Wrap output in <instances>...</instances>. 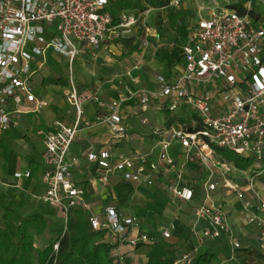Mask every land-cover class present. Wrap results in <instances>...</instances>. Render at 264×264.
I'll list each match as a JSON object with an SVG mask.
<instances>
[{
    "label": "built area",
    "instance_id": "obj_1",
    "mask_svg": "<svg viewBox=\"0 0 264 264\" xmlns=\"http://www.w3.org/2000/svg\"><path fill=\"white\" fill-rule=\"evenodd\" d=\"M179 4L171 0L169 7L177 8ZM110 5L111 0H0V140L17 127L21 106L30 105L29 113L49 106L35 94L33 78L47 63L49 53H55L69 63L65 98L75 111V121L69 124L57 120L51 130L37 132L45 147L42 164L47 184L40 200L62 210L64 228L71 211L88 208L85 190L76 182L74 172L79 160L70 157L71 147L79 132L105 124L112 135L110 144L86 154L102 184H108L112 175L121 174L125 180L152 187L162 171L177 170L176 183L166 190L174 202L190 204L197 200V194L191 186L182 184L185 166L178 168L171 154L173 146L181 147L186 160L194 155L203 165L217 169L204 182L194 211L196 223L204 222L200 231L195 226L192 229L198 246L182 254L175 264H190L209 241L240 249L227 202L219 196L222 190L242 201L247 192L254 193L253 203L244 201L243 211L247 223L257 228L264 250V198L252 182L246 187L236 182L234 175L241 170L214 161L216 149H221L251 158L264 168V0H247L235 8L221 7L216 1L212 6H201L197 16L187 20L182 47L184 66L177 76L173 80L158 76L159 91L138 86L106 102L90 89H78L72 65L82 54L80 45L99 48L106 41L120 43L135 37L140 28L148 37L155 10L125 12L114 24ZM130 78L132 83H139L137 78ZM133 101L143 110L156 104L157 110L165 109L172 115L189 111L200 127L174 122L157 129L156 160L139 153L115 155L113 146L127 132L124 106ZM89 102L97 105L93 121L84 119V106ZM14 176L30 178L31 172ZM89 223L92 231L104 232L106 242L113 246L128 243L137 247L151 240L140 231L137 216L126 215L115 205L108 206L101 217L91 216ZM171 235L170 230L162 229L163 239L169 240ZM54 250H58V244ZM117 260L124 264L123 257Z\"/></svg>",
    "mask_w": 264,
    "mask_h": 264
},
{
    "label": "crops",
    "instance_id": "obj_2",
    "mask_svg": "<svg viewBox=\"0 0 264 264\" xmlns=\"http://www.w3.org/2000/svg\"><path fill=\"white\" fill-rule=\"evenodd\" d=\"M178 1L180 2L179 7L171 9L187 11L193 17L197 16L201 6H212L214 1L221 7L229 8H235L247 2V0ZM159 14L165 16V21L168 20L166 8L153 10L151 19ZM141 31L142 35H140ZM151 35L153 37L148 38L143 29H138L135 37L141 43L139 51L136 52H129L124 48L125 46L120 49L118 46L121 45V42L117 41H106L99 48L84 44L80 46L82 56L86 51L90 53L93 49H100L99 54H96V59L88 57L94 62L102 59L104 62L103 72L106 73L100 76L92 71L86 75L83 65L84 56L83 59L78 56L76 60H80V76L78 79L73 76L78 89H90L106 102L116 100L126 89L138 86L159 91L158 76L162 75L173 80L183 69L184 37L181 45L176 46L175 51H172L168 47L171 45L167 46L166 43H161L157 34ZM145 41L147 42L146 47H144ZM52 54L55 53L50 52L48 59ZM108 54L112 55L108 56ZM59 60L57 58L60 63ZM130 77L137 78L139 83H132ZM61 78L62 80L59 82L58 79ZM68 78L45 76L38 84H33L35 94L47 101L49 106L37 113L28 112L32 108L30 105L21 106V112L16 116L17 127L0 140V206L3 209L1 219L4 209L10 207L20 217L41 213L53 227H56V224H64L65 215L62 210L40 200L47 190V184L42 164L45 147L42 137L38 136L37 132L51 130L57 120L69 124L74 123L75 111L65 98ZM96 112L97 105L95 103H86L84 119L93 121ZM192 115L189 111L172 115L165 109L157 110L156 104L151 105L148 110H143L136 101L127 103L123 110L127 132L113 146V152L115 155L147 154L152 160H156L159 147L155 131L164 129L174 122L178 123L179 119L187 121ZM171 119L174 120L172 123H170ZM195 123V121H191L192 126H195ZM111 137L110 129L105 124L84 129L76 136L71 147L70 157L79 160L74 174L78 185L85 190V203L88 208L83 212L87 213L89 217H101L108 206L115 205L122 213L137 216L140 221V231L151 238L148 243L140 244L137 247L128 243L115 245L112 255L116 258L123 257L124 264H147L152 258L166 257V245H174L179 255L193 251L198 246V238L192 233V229L195 226L200 231L204 226V222L196 223L194 211L199 205L204 182L210 179L212 172L217 173V169L203 165L194 155L186 160L181 147L178 144L173 146L171 154L176 159L178 168L182 164L185 166L182 184L191 186L197 194V200L190 204L174 202L166 190L167 186L176 183L177 170L162 171L156 176V183L152 187L125 180L121 174L112 175L108 184H102L97 180L95 165L88 162L86 154L91 149L99 150L108 146ZM27 171L31 172L30 178L17 179L14 176L15 173ZM219 196L227 202L230 222L241 247L234 250L220 241H209L203 245L201 250H208L215 254L216 258L212 264H236L246 258L253 259L255 264H261L264 250L258 241V230L255 226L247 223V215L243 211L244 201H250V197L245 195V200L242 201L235 194L226 195L224 190ZM15 225L17 232V224L15 223ZM162 229L171 231L172 235L169 240L162 238ZM10 236L15 237L16 234H10ZM47 241L48 238H39L36 245L45 247ZM102 241H107L106 236L96 239L97 243ZM0 249L5 254H13L15 251L8 249L4 235L3 238L0 237Z\"/></svg>",
    "mask_w": 264,
    "mask_h": 264
},
{
    "label": "trees",
    "instance_id": "obj_3",
    "mask_svg": "<svg viewBox=\"0 0 264 264\" xmlns=\"http://www.w3.org/2000/svg\"><path fill=\"white\" fill-rule=\"evenodd\" d=\"M171 0H111L109 11L114 19V24L119 23L120 16L125 12L141 13L147 9H167V19L173 28L186 33L187 20L192 18L187 11H176L169 7ZM238 5L236 7H240ZM191 14V15H190ZM142 35V31L140 32ZM123 45L129 52L140 49L141 41L137 37L122 40ZM174 120L171 119L170 123ZM196 122V128L200 127L195 115L189 120L179 119L181 123L191 125ZM216 154L223 161L232 164L236 169L246 171L254 164L251 158H244L237 154L216 149ZM264 182V168L261 169ZM87 195V194H86ZM89 216L87 213L74 210L68 215L67 225L53 227L51 222L41 213H35L27 217H20L7 207L4 209L3 221H12L17 224L15 237L5 231L4 239L8 249H14L13 254L3 253L0 249V264H120L112 255L114 248L108 242L97 243V238L105 236L104 232H95L90 229ZM39 238H48L45 247L36 245ZM58 244V250L54 245ZM167 256L164 258H152L147 264H175L182 256L178 254L174 245H166ZM216 256L208 250L199 251L190 264H212ZM236 264H255L253 259L246 258Z\"/></svg>",
    "mask_w": 264,
    "mask_h": 264
},
{
    "label": "rangeland",
    "instance_id": "obj_4",
    "mask_svg": "<svg viewBox=\"0 0 264 264\" xmlns=\"http://www.w3.org/2000/svg\"><path fill=\"white\" fill-rule=\"evenodd\" d=\"M222 1V0H221ZM244 1V0H239ZM208 2V1H207ZM208 4V3H207ZM203 15L206 16V12H203ZM193 18V16H191ZM165 16L163 14H159L156 17L154 16L150 22H149V28H150V34L148 38H152L153 36L151 34H157V36L160 38L159 40L161 43H166L169 49L172 51H175L174 48L177 46H180L184 33L181 30H178L177 28H173L169 21H165ZM147 38V39H148ZM162 39H165V41H162ZM82 46V45H80ZM120 49L124 47L123 43L121 42V45L118 46ZM125 48V47H124ZM87 49V48H86ZM100 49H93V51L85 52L84 53V68L86 71V75L90 72H95L98 75H103L106 72H103V61L100 59L99 61L94 62V60H91L88 56L96 59V54H99ZM94 54V55H93ZM112 54H108V56H111ZM83 56L80 55L79 58L83 59ZM56 57V58H55ZM57 58H59L60 63L57 61ZM80 60H76L75 63L72 65V73L75 78L78 79L80 76ZM69 63L68 60L62 56L52 54V56L47 60V63L42 71H39L37 75L33 78V84H38L43 77L45 76H58V77H69L70 69H69ZM83 75V74H82ZM59 82L62 80L58 79ZM215 162H226L221 159L219 155L214 156ZM228 163V162H226ZM232 167H234L232 164L228 163ZM242 171V170H241ZM263 175V171H261V167L259 164H257L254 161V164L248 168L246 171L237 172L235 173V180L238 182L241 186L246 187L251 184L255 189L256 192H258L263 198H264V182L261 181V177ZM246 196L250 197V202L253 203V192H247ZM3 209L0 206V216H2ZM56 227L59 228V224H56ZM7 230L10 234H16V225L12 221H2L0 218V237L3 238L4 232ZM229 255V252H227Z\"/></svg>",
    "mask_w": 264,
    "mask_h": 264
},
{
    "label": "bare ground",
    "instance_id": "obj_5",
    "mask_svg": "<svg viewBox=\"0 0 264 264\" xmlns=\"http://www.w3.org/2000/svg\"><path fill=\"white\" fill-rule=\"evenodd\" d=\"M204 150H205L207 153H209V151H208V149H207V148H205Z\"/></svg>",
    "mask_w": 264,
    "mask_h": 264
}]
</instances>
